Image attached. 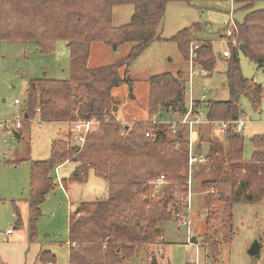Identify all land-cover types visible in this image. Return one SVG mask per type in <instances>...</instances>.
<instances>
[{"label":"trees","instance_id":"obj_1","mask_svg":"<svg viewBox=\"0 0 264 264\" xmlns=\"http://www.w3.org/2000/svg\"><path fill=\"white\" fill-rule=\"evenodd\" d=\"M22 1L18 9L11 8V4ZM169 1L172 0H0V7L5 8L0 10V39H34L42 51H49L55 40L62 37L70 48L68 78L40 77L29 82L26 119L39 115L41 121L91 120L82 146L72 144L66 138H55L50 156L31 163L27 224L30 240L37 239L40 204L56 185L51 173L54 168L68 160L76 162L70 177L63 179L64 185L86 181L90 170L107 182L106 198L81 201L70 215L69 264H121L133 257L140 247L153 243L163 233L165 221L173 217L182 221L184 204L174 193L178 188L176 182L182 183L185 179L182 170L188 164L187 128L179 125L172 131L168 124L152 121L156 115L165 112L172 117L186 112V83L180 76L181 71L176 74L164 71L150 76L148 113L151 119L146 124L138 121L127 126L120 123L113 111V89L124 81L131 90L133 88L132 79L122 75L120 69L123 67L126 71L154 41L164 38L159 26ZM234 1L247 5L254 2ZM127 3L134 5L130 20L114 24V7ZM49 15L52 20L45 18ZM237 27V40L228 41L231 53L226 82L231 97L210 99L206 109L209 120L237 118L241 112L238 96L242 93L248 96L254 109L263 105V85L242 74L240 53L264 67V9L250 10ZM199 31L200 25L184 27L168 39L174 40L182 56L188 58L189 43ZM94 41H103L112 47L125 42H132V45L128 53L115 62L90 67L88 60ZM195 51L196 63L211 73L216 65L213 43L201 40ZM197 100L194 101L195 110L200 105ZM231 127L221 132L227 142V150L221 151L224 163L211 165L214 173L202 181L207 189L205 198L209 212L201 240L203 246L208 244L215 253L219 250V240L214 219L220 208L221 225L230 229L234 201L264 198V134L253 136V157L246 161L244 136ZM148 131L149 135L146 134ZM217 147L219 145L211 144V154L212 150L215 155L219 154ZM210 152L209 158L212 157ZM222 167H226L224 171H221ZM241 170H245L244 176L239 173ZM158 175L175 183L167 184L172 186L169 194L156 200L150 193L148 179ZM14 205L20 224V208L16 203ZM226 236L230 238V235ZM55 257L50 250L39 252L42 263L52 262ZM148 264H159L156 253L151 254Z\"/></svg>","mask_w":264,"mask_h":264},{"label":"rangeland","instance_id":"obj_2","mask_svg":"<svg viewBox=\"0 0 264 264\" xmlns=\"http://www.w3.org/2000/svg\"><path fill=\"white\" fill-rule=\"evenodd\" d=\"M22 3L23 1L10 6L12 9H18ZM252 9H264V0H254L251 5L234 0H193L192 3L181 0L169 1L159 26L161 35L165 38L154 41L126 71L123 67L120 69L122 75L132 79L133 88L131 90L128 82L124 81L113 89V111L120 123L134 125L138 121L145 123L151 119L148 113L150 76L164 71L175 72L182 61L179 69L182 70L183 74L180 76L186 83V100L188 101L189 97L204 99L197 100V103H200L197 109L202 119L197 137L199 136L200 145L198 149L206 157L200 161L203 164L197 162L195 168L190 231L188 232L187 225L180 219L173 217L163 223V233L153 243L140 247L133 257L125 259L121 264H148V255L150 258L153 252L157 254L159 264H264V198L257 200L240 198L234 201L230 229L221 225L220 208L214 219L218 227L216 235L219 240L218 252H211L208 244L200 245L206 225V213L209 212L205 198L207 189L202 181L210 173H214L211 165L224 163L222 152L227 150V142L223 139L225 135L216 131L219 119H207L206 109L210 99L231 97L226 82L228 56L222 53L225 48L230 47L224 29L243 22ZM0 10L4 11L5 8L0 7ZM133 10L134 5L131 3L116 5L113 9V23L118 25L128 22ZM45 18L52 20V15ZM195 25H200V31L194 33V38L189 43L188 54L193 44L199 45L201 40H210L214 47L216 65L211 73L197 72L190 78L189 57L182 56L177 43L168 38L184 27ZM131 45L132 42H125L118 47H112L103 41H94L91 44L88 65L97 67L113 63L117 58L126 55ZM199 66L194 60V68ZM240 66L245 77L261 83L264 89V67L259 66L244 53H240ZM70 69V48L65 38H57L49 51H42L34 39H0V118L3 120V123H0V264H18L23 253L32 255L37 247L48 249L55 254L56 261L49 264H68L71 213L78 208L81 201L104 199L108 196L106 180L94 170L89 171L86 181L67 182L65 188L63 179L69 178L76 166L75 161H67L51 172L56 185L40 204L36 224L37 239L32 243L24 241L22 223L24 221L28 224L29 220L27 199L30 196L32 161L48 158L55 138H66L73 144L69 138L73 121H41L39 115L26 119L24 111L27 88L32 79L40 77L66 79L70 76ZM15 98H19L20 102L16 103ZM238 103L240 113H244L248 118L241 133L244 136L243 156L246 161H250L254 152L253 136L264 134V107L262 105L261 108L254 109L245 93L238 96ZM170 117L172 116L166 112L157 115L158 119L163 120ZM17 118L22 120V126L18 129L19 137H15L5 128L7 123L13 124ZM231 129L235 130L234 127ZM201 135L203 139H200ZM212 143L219 145L217 147L220 150L219 154L215 155L213 150L211 154ZM209 152L212 155L210 158ZM12 160L18 162L14 163ZM226 167H222L221 171ZM239 173L244 176L245 170ZM170 180V183H175ZM168 186L170 185L153 194L152 198L159 200L166 197L172 187ZM15 203L21 212L20 224L14 212ZM8 228L15 230V233L8 234V240H21L19 243L6 242ZM226 235H230V238ZM255 241L260 245L258 253L249 250ZM158 247H162L163 252L159 251ZM33 264L43 263L37 259Z\"/></svg>","mask_w":264,"mask_h":264},{"label":"built area","instance_id":"obj_3","mask_svg":"<svg viewBox=\"0 0 264 264\" xmlns=\"http://www.w3.org/2000/svg\"><path fill=\"white\" fill-rule=\"evenodd\" d=\"M224 32L228 35V41L235 42L237 40L236 34L238 32L237 24H233L232 27H227L224 29ZM224 33V34H225ZM225 34V35H226ZM198 47V44L192 45L191 51L189 53V59H190V75L191 78L195 73H202L206 74L207 70L201 66L199 68H194V59L196 56L195 49ZM224 56H229L231 53L230 47L225 48L223 50ZM201 99H203L201 97ZM14 101L16 103L20 102L19 98H15ZM194 101L195 99L193 97L188 98V104H187V110L183 115H178L175 117H170L167 120L158 119L157 115L153 118V123H166L169 125L170 129L172 131H176L179 125L186 126L187 128V139H188V145H189V151H188V164L187 167H185L182 170L183 175L185 176V179L182 183L176 182V185L178 188L175 189V197L179 199L184 204V212H181L182 215V223L187 225L188 232L190 231V211L193 205L192 200V187H193V181H194V173L196 171L195 168H197V162L203 161L206 157L202 155V152L198 150V127L199 123H201L202 119L201 116L198 114V109H194ZM41 120V119H40ZM248 118L244 115V113H240L237 118L235 119H229V120H218L217 121V129L220 132H224L227 130L228 127L233 126L235 130L241 131L244 127L246 121ZM0 123H3V120L0 118ZM91 123V120H84V119H77L74 120L72 123V127L70 129V139L74 144L82 146L86 140V135L88 132L89 125ZM22 126V120L17 118L13 124H6L5 128L7 131L13 133V128L19 129V127ZM14 134V133H13ZM147 135L150 134V132H146ZM148 183L151 188V193L156 194L159 191H162V189L170 183L168 179H166L163 175H158L155 177H152L148 179ZM180 187V188H179ZM12 228H8L7 232H12ZM200 245H202V240L200 241ZM158 250L163 252L162 247H158Z\"/></svg>","mask_w":264,"mask_h":264},{"label":"crops","instance_id":"obj_4","mask_svg":"<svg viewBox=\"0 0 264 264\" xmlns=\"http://www.w3.org/2000/svg\"><path fill=\"white\" fill-rule=\"evenodd\" d=\"M164 38H165V37H164ZM166 38H167V37H166ZM180 60H181V59H180ZM181 66H182V61H180V65L176 68V70H175L174 73H178V72L181 71L180 74H183V73H182V70L179 69ZM56 122H63V121H56ZM216 131H218V129H216ZM218 132H219V131H218ZM219 133H221V132H219ZM68 136H69V135H68ZM68 161H71V160H68ZM66 162H67V161L61 163V164L58 165L57 167L64 165ZM57 167H56V169H57ZM64 187L66 188V185H64ZM27 205H28V199H27ZM21 223H22V222H21ZM22 224L24 225L23 232L25 233L24 241H25L26 243H27V242H29V243L34 242V240L32 241V240L29 239L28 229H27V224H25L24 221H23ZM13 233H15V230H13V231L10 232V233H8V232L6 231L7 238H6L5 240H6L7 243L11 242V243L13 244V243H16V242L18 241V240H8V234H13ZM22 239H23V238H22ZM20 241H21V240H20ZM20 241H18L17 243H19ZM22 241H23V240H22ZM70 244H71V241L69 242V245H70ZM41 250H42L41 247H37V249L33 251L32 255H31V254L26 255V253H25V254L23 253V254L21 255V257L19 258V260H18V261L20 262V263H18V264H33V261H34V260L39 259V252H40ZM46 250H48V249H46ZM68 252H69V250H68ZM27 253H29V252H27ZM0 256H1V255H0ZM39 260H40V259H39ZM148 260H149V255H148ZM55 261H56V257H55V259H54L52 262H55ZM40 262H41V261H40ZM52 262H48V264H49V263H52ZM43 264H47V263H43ZM68 264H69V263H68Z\"/></svg>","mask_w":264,"mask_h":264},{"label":"water","instance_id":"obj_5","mask_svg":"<svg viewBox=\"0 0 264 264\" xmlns=\"http://www.w3.org/2000/svg\"><path fill=\"white\" fill-rule=\"evenodd\" d=\"M263 107H264V101H263ZM128 126V125H127ZM13 133H14V136L15 137H19L20 136V131L18 130V129H15V128H13ZM194 239H196V238H194ZM250 252H252V253H258L259 251H260V245H259V243H258V241H255L252 245H251V247H250Z\"/></svg>","mask_w":264,"mask_h":264}]
</instances>
